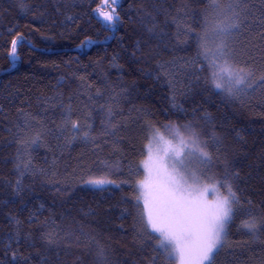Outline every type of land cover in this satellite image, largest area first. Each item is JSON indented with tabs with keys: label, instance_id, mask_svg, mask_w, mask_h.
Returning a JSON list of instances; mask_svg holds the SVG:
<instances>
[{
	"label": "trees",
	"instance_id": "trees-1",
	"mask_svg": "<svg viewBox=\"0 0 264 264\" xmlns=\"http://www.w3.org/2000/svg\"><path fill=\"white\" fill-rule=\"evenodd\" d=\"M102 3L0 0V264H175L139 190L157 129L177 147L170 129L195 131L207 178L237 193L213 264H264V0H120L112 26ZM221 38L251 72L231 94Z\"/></svg>",
	"mask_w": 264,
	"mask_h": 264
},
{
	"label": "snow or ice",
	"instance_id": "snow-or-ice-1",
	"mask_svg": "<svg viewBox=\"0 0 264 264\" xmlns=\"http://www.w3.org/2000/svg\"><path fill=\"white\" fill-rule=\"evenodd\" d=\"M118 3L119 0H103L94 15L105 25H112L120 19L116 11ZM236 27L238 24L233 22L219 31L227 34L230 28ZM20 39L17 37L12 41L10 57H16L17 43ZM202 47L205 48V56H207L206 45ZM213 55L215 58L211 61L210 67L216 89H224L231 94L234 88L244 84L246 78L251 76V72H246L244 69L237 71L229 62L227 44L223 38ZM220 60L222 62H218ZM260 79L264 80V76ZM225 82L228 84L227 88H225ZM170 131L173 132L174 139L178 141V148L173 149V154L168 156L167 160L160 157L154 159L151 153V141L148 145L149 157L144 162L148 176L144 181H140L139 185L142 189L141 195L144 197L146 225L152 232L159 234V246L169 256H178L181 264H213L214 257L224 241L226 224L232 219L234 206L240 201L232 185L227 182L221 185L226 189V194L219 195L212 204L202 202L197 198L195 193L198 189L193 187L197 179L192 174V184H189V178L183 170L184 161L180 157L183 150L187 149L190 155L198 153L204 162H208L211 156L206 151L207 146L201 143L196 132L191 129L187 130V135L182 134L179 129H170ZM80 132L79 123L72 121L71 139H76ZM84 138H88L87 132L84 133ZM38 139L39 137L32 143H37ZM152 139L159 142L164 139V136L157 129ZM171 142L168 141V143ZM165 155L167 156L168 153L165 152ZM153 169L157 175L165 177L162 183L153 182ZM86 183L101 186L112 183V181L88 180ZM213 190L219 192V189L215 187ZM137 199L139 200L140 197ZM242 227L254 232L257 228V221L255 218L246 220Z\"/></svg>",
	"mask_w": 264,
	"mask_h": 264
},
{
	"label": "rangeland",
	"instance_id": "rangeland-1",
	"mask_svg": "<svg viewBox=\"0 0 264 264\" xmlns=\"http://www.w3.org/2000/svg\"><path fill=\"white\" fill-rule=\"evenodd\" d=\"M119 2H120V0H119ZM118 6H119V3L116 6V11H117ZM114 24H115V22L112 25H114ZM112 25H110V26H112ZM154 133L152 134V136L150 138L152 156L154 159L157 157H160L162 159L167 160L168 156H171L173 154V149H176L178 147L170 145L167 142L165 137L163 140H160L159 142L153 140L152 137H153ZM165 152L168 153L167 156L165 155ZM148 157H149V148L147 146L146 158L144 159V161L142 163V167H143V170L145 173V177H144L143 181L148 176V172L146 171V169L144 167V162L148 160ZM180 159L184 161L183 170H184V174L189 178V184H192V180H191L192 174L195 175V177L197 179V183L195 185H193V187L198 189V191L195 193V195L202 202L212 204L217 199V197L219 195L226 194V189L224 187L222 188L218 182L210 180L207 178V176L204 172V169H203V163L201 162L200 159H198V157H196L194 154L190 155L187 151L183 150V154L181 155ZM169 171H171L170 168H169ZM152 179H153L154 183H162L163 180L165 179V177L163 175H157L155 169H153ZM214 187L219 189V192L214 191L213 190ZM139 190L141 193L142 189L140 188V186H139ZM141 200H142V204L144 206V197L143 196H142ZM144 213H145V208H144ZM144 219L146 222L145 214H144ZM228 223H229V221H228ZM228 223L226 224V227H227ZM226 227H225V231H226ZM224 235H225V232H224ZM170 257L174 260L175 264H181L178 256L173 255Z\"/></svg>",
	"mask_w": 264,
	"mask_h": 264
}]
</instances>
